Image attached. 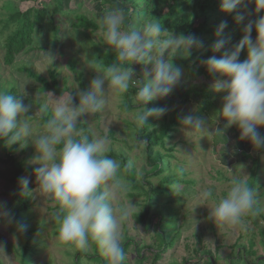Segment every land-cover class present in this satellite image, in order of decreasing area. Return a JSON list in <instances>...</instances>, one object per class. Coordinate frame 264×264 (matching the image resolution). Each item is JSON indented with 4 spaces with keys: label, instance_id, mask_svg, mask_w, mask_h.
Returning a JSON list of instances; mask_svg holds the SVG:
<instances>
[{
    "label": "rangeland",
    "instance_id": "obj_1",
    "mask_svg": "<svg viewBox=\"0 0 264 264\" xmlns=\"http://www.w3.org/2000/svg\"><path fill=\"white\" fill-rule=\"evenodd\" d=\"M132 1L0 0V91L6 84L15 83L17 85L19 95H23L21 98L24 103L31 105L27 115H29V122L33 125L34 133L43 134L45 131L40 109L47 99V93L51 92L55 97H59L71 91L75 96L77 85L79 89L84 90L89 87L90 81L96 75L94 68L106 69L92 54L94 43L100 46L106 45L98 21L109 12L119 10L122 13V6L131 4ZM139 1V9L132 10L134 15H137L130 26L140 27L149 21L148 3L156 0ZM171 1L164 0L161 8L163 12H167ZM57 3L59 10L53 12ZM202 4L205 5L203 10L201 9ZM10 6L19 7L22 11L37 6L46 9L49 15L52 14L55 18V26L58 27L59 40L56 45L50 48L44 47L48 42L53 41L55 36L48 15L43 28L34 32V41L18 53L11 64L5 63L4 41L12 27L3 28L1 19L10 12ZM185 11L191 14L195 24L205 19L204 16H206V27H213L214 30L221 21H226L228 26L224 30V36L230 37V43L226 45L228 48L242 38L244 23H247L248 19L256 20L264 15V11L256 12L255 4L249 2L245 9L237 10L248 14L243 23H237L234 19L237 13L221 11L220 0H189ZM79 14L94 19L99 27L93 30L80 26L78 24ZM122 28L127 30L123 24ZM165 29L177 34L174 30ZM256 35L253 30L251 34L253 41ZM197 38L202 42V48H193L192 56L183 58L184 62L182 61L180 66L178 61L182 57L174 58V65L180 67L184 73L181 84L167 97L156 100L159 103L157 107L166 108L167 113L160 119L148 118L152 120L149 122V128L153 129L159 128L162 122L171 119L176 113L181 114L180 124L170 131V135L165 138L164 145L156 146L162 152L169 153L164 161L165 165L161 164L164 166L162 172L154 174L148 171L151 166L148 162L144 138L139 135L136 137L135 130L142 127L136 123L135 119L136 114L142 109L136 102L137 89L129 93L132 99L129 106L125 104L127 92L120 93L107 87L103 112L93 116L84 114L80 118L86 123V128L91 131L92 136L93 134L108 136L110 140L108 153L114 151L119 156L112 159L120 165L122 159L126 161V164L129 160L135 162L131 170H135L136 180H151L156 185L168 174L179 173L181 166L184 168L183 174H180L183 180L175 183L177 185L175 191L157 195L154 198L150 213L156 208H165L166 220L159 222L158 215L154 214L153 223L147 227L137 219V215L146 210V195L138 194L137 189L129 185L126 170L121 165L118 177L126 183L127 188L113 197L112 205L114 209H119L129 200L133 204L127 221L120 228L121 244L127 238L132 239L125 253V259L131 264L138 255L137 247L145 254L144 264H152L153 251L151 249L159 248V245L163 249L161 257L157 260L158 264H170L171 262L195 264L196 261L199 262L209 255L216 257L218 264H228L231 252L243 249L240 245L254 250L256 255H264V244L261 241L264 238V149L254 150L247 140H240V133L235 125L225 129L223 137L214 131L216 128H222L225 123L222 118L219 119L218 124L215 122L222 107L223 94L215 93L210 87L216 79L221 77L209 74L202 62L212 55L219 57L221 53L211 51L210 46L216 39L213 31L197 36ZM48 53L54 57L52 62ZM246 58L247 49L241 52L240 60L243 61ZM24 65L49 80L51 79L50 70L56 69L58 85L44 87L42 82L21 69ZM131 67L134 70V79H140L144 72L151 68L150 65L140 64H133ZM75 103H79L78 97L75 98ZM190 113L204 118L208 132L195 133L185 130L181 119ZM80 130L83 135V128ZM257 130L264 136V126H258ZM9 155L13 157L10 158ZM34 155L35 149L31 143L24 148L15 145L13 150L3 149L0 144V202H4L12 212L21 193L20 186H17V180L14 177L16 164L25 158L22 167L32 166L31 170L21 172V177L29 178L28 187L33 190L30 196L21 193L22 204L27 209L25 224L30 229H34H32L31 242L35 249L29 257L28 264H103L100 259L96 258L94 242L90 243L86 252L74 245L61 243L60 224L54 218L60 210L59 203L55 198L40 197L34 191L37 187L34 169L39 167L37 164L30 163ZM241 171L245 174L242 178L255 190L256 211L254 214L249 213L244 216L241 225L219 224L210 217V209L226 196L231 179L240 177ZM145 185L149 187V183ZM208 188L212 189L213 197L208 200L201 199V193ZM131 191L136 193L131 195ZM160 231L167 240L176 233L178 235L172 245H166L161 240ZM0 241L4 242L7 253V256L0 254V264H21L19 253L23 251L24 237L17 233L14 225L0 222Z\"/></svg>",
    "mask_w": 264,
    "mask_h": 264
},
{
    "label": "clouds",
    "instance_id": "obj_2",
    "mask_svg": "<svg viewBox=\"0 0 264 264\" xmlns=\"http://www.w3.org/2000/svg\"><path fill=\"white\" fill-rule=\"evenodd\" d=\"M249 2L255 4L256 12L264 11V0H220V9L225 13L236 12L234 19L243 23L248 14L237 10L245 9ZM98 23L106 44L117 51L120 64L106 69L91 68L96 75L86 90L77 85L75 96L71 91L59 97L47 93L40 110L47 112L50 109L52 115L44 125L43 134L34 133L27 115L31 105L24 103L23 95L17 97L0 91V140L8 146L15 144L24 148L29 143L34 146L35 155L30 163L39 165L34 169L37 183L34 191L40 197L55 198L59 203L60 210L54 218L60 224L61 243L86 252L94 242L108 264H124L120 228L127 221L133 204L129 200L119 209L112 205L113 197L127 188L118 177L121 165L107 155L110 150L107 135L93 134L90 139L81 134L77 125L82 115L103 112L107 87L125 93L130 82L137 89L136 102L142 107L136 114V123L144 126L149 117L162 118L167 109L149 108L148 103L167 97L181 84L184 73L174 65V58H189L192 49L202 48L203 44L194 34H174L155 21L124 30L123 15L119 10L105 14ZM227 26L226 21L219 23L214 33L216 39L210 46L213 53H221L219 57L212 55L202 62L209 74L221 77L210 87L215 93L223 94L215 122L218 124L222 118L225 123L214 131L223 137L224 130L235 125L240 140H247L254 150H262L264 136L257 128L264 126V15L256 20L248 19L242 38L230 48L226 47L230 37L224 36ZM253 30L257 34L255 41L251 36ZM245 49L247 58L241 61L240 55ZM48 55L52 62L54 57ZM133 64L150 65L151 68L140 79H134ZM205 123L204 118L193 113L181 119L185 130L195 133L208 132ZM134 166L135 162L129 160L125 169L131 170ZM178 171L182 175L183 166ZM244 175L241 171L240 177H233L226 196L210 209V217L215 222L238 226L244 216L255 213V190L242 178ZM29 183L28 177L18 180L20 191L26 196L32 195L33 191L29 189ZM212 197L211 188L201 193L203 200ZM0 222L14 225L17 233L26 232V225L16 220L4 202H0ZM0 254L7 256L2 241Z\"/></svg>",
    "mask_w": 264,
    "mask_h": 264
},
{
    "label": "trees",
    "instance_id": "obj_3",
    "mask_svg": "<svg viewBox=\"0 0 264 264\" xmlns=\"http://www.w3.org/2000/svg\"><path fill=\"white\" fill-rule=\"evenodd\" d=\"M189 0H172L171 3L168 5L167 12L162 11V3L164 0H156L155 2H149L148 3V19L149 21H155L158 23H161L164 28H168L169 30H174L177 32V34H194L196 37L201 36L204 33H210L214 32L215 30L213 27L207 28L206 27V21L207 18L204 16L205 19L200 20L199 23L195 24V21L193 20V17L190 13L186 12V6L187 2ZM140 1L139 0H133L131 4L123 5L122 6V13H123V25L127 29L129 28L132 20L136 17L134 15V12H132L133 9L137 10L139 9ZM205 5H201V9ZM10 12H8L7 16L3 17L1 19V26L3 28H10L9 33L7 34L5 41H4V61L7 64H11L18 53L23 51L27 46H29L34 41V32L39 31L43 28V23L46 19V17L49 15V12L46 9L32 6L28 8L27 10H20L19 7L16 6H10ZM57 9L59 10V6L57 3V7L53 10V12H56ZM204 12V11H203ZM202 12V13H203ZM49 21L51 23L52 28L55 31L54 40L51 42H48L44 47L50 48L52 46H55L57 41L59 40L58 35V27L55 26V18L52 16V14L49 15ZM79 22L78 24L80 26H84L85 28H91V29H97L99 25L97 22L89 18L86 15H78ZM234 25V24H232ZM94 51L92 52L93 57L99 60L106 68L109 66H112L114 64L119 65L120 61L118 60L117 51L113 49L109 45L100 46L98 43H94ZM182 61L184 62V59L178 61V65L180 66ZM22 70L27 71V73L37 79L38 81L42 82L44 87H50L57 86L58 85V72L56 69L50 70V80L35 72L27 65H24L21 67ZM136 91V88L133 86L132 83H130V88L127 91V98L125 99L126 105H131V97L129 96L130 91ZM2 91L12 94L14 96L19 97V91L17 85L14 84H6L3 86ZM40 105V104H39ZM159 105V103L156 100H153L148 103L147 107L149 108H155ZM42 106V105H40ZM43 107V106H42ZM142 111V109H141ZM51 111L48 110L47 112H42L41 114V121L42 123L46 124L47 120L51 118ZM181 114L176 113L174 117L171 119H168L161 123L159 128H149V122L152 120H147L146 124L142 126L141 128H138L136 131V137L139 135L142 138H144L145 148L147 151V157L149 159L150 169L149 172H152L154 174H158L164 170V166H161V164H164V161L166 160L167 156L169 155L168 152H162L160 148H157L156 146L161 144L164 145L165 138L170 135V131L174 130L177 125L180 124L179 118ZM78 129L83 128V135L89 136V138H92V133L89 129L86 128L85 122H80L77 125ZM0 144L2 145L3 149L6 150H13L15 147L14 145L7 146V144L0 140ZM107 155L110 158H113L116 156L119 157L114 151H111L110 153H107ZM10 158H12V155H9ZM25 158L23 161L16 164V172H15V178L17 180V186L18 180L21 177L22 171H29L32 169V166L28 165L27 167H22L23 163L25 162ZM121 165H126V161L124 159L121 160ZM165 165V164H164ZM126 170V169H125ZM126 176L129 179V185L135 189H137V193H144L146 195V210L141 211L137 215V219L144 223L145 226L149 227L153 222V215L157 214L159 217V222L166 220V210L165 208H156L150 213V210L154 204V198L157 195H163L166 193L174 192L177 185L175 184L178 181L183 180L180 176V173H173L168 174L165 176L161 181L158 182V184L154 185L151 180H136L135 178V170H126ZM145 183H149V187H145ZM131 195H134V193L131 191ZM19 199L14 204L13 208V214L16 218V220L22 222L24 225L25 221L27 219L26 217V206L22 204L23 198L21 193L19 194ZM22 199V200H20ZM21 201V202H20ZM33 229V228H32ZM29 227L26 226V232L21 234L24 237V245H23V251L19 253V256H21V264H28L29 257L33 250L35 249L34 244L31 242L33 239V231ZM34 230V229H33ZM178 233L173 235L170 239L167 240V238L164 236V234L160 231V237L163 243L166 245H172L174 243L175 238L177 237ZM263 236H264V230H263ZM262 243L264 244V238H262ZM132 242L131 238H127L123 243L121 244L124 253H126L128 249V245ZM95 245V251H96V258L100 259L103 264H108V261L102 255V253L99 251L98 246ZM243 249H238L237 252H231L229 256L228 264H264V255L255 254L254 250H249L247 246L240 245ZM163 247L159 245V248L151 249L153 251V261L152 264H158L157 260L161 257V250ZM138 255L136 256L135 260L133 261V264H144L145 260V254L142 252L138 247ZM255 255L254 257H251ZM94 258V257H93ZM79 264V263H78ZM124 264H131L128 263L125 259ZM170 264H179L178 262H171ZM195 264H218L217 258L213 257L212 255H209V257L204 258L201 261H196Z\"/></svg>",
    "mask_w": 264,
    "mask_h": 264
}]
</instances>
